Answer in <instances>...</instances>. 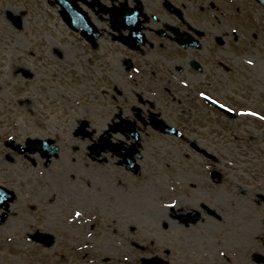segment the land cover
Here are the masks:
<instances>
[{
	"label": "flooded vegetation",
	"instance_id": "obj_1",
	"mask_svg": "<svg viewBox=\"0 0 264 264\" xmlns=\"http://www.w3.org/2000/svg\"><path fill=\"white\" fill-rule=\"evenodd\" d=\"M72 1L82 12V28L76 31L65 26L85 46L80 78L85 94L91 93L94 100L87 105L79 101L81 110L72 122L68 144L59 130L54 132L52 143L57 152L53 149L51 163L56 186L51 196L56 198L57 208L60 204L78 206L74 208L81 215L78 223L93 228L106 213L107 164H113L117 173L112 178L115 185L124 186L115 189V200L132 211L136 180L146 173L148 159L166 155L170 143L173 147L178 143L175 147L184 159L204 157L216 163L218 159L201 149L203 141L212 143L214 139L203 138V131H214V122L225 128L244 113L264 116V27L259 24L264 7L259 0ZM58 8L61 21L62 9ZM202 122L205 125H200ZM9 143L5 142L6 147L19 153L16 147L20 145ZM152 146L158 150L153 152ZM41 153H35L41 158L40 167L48 168L47 154ZM18 155L36 168L35 159ZM207 177L214 184L224 178L215 167ZM0 188L15 192L11 203L0 198L1 231L18 193L5 185L3 176ZM259 199L263 202H257L263 206L262 218L259 211L256 220H249L258 222L261 232L251 240L250 252L233 250V261L228 255L220 259L215 252L206 254L194 248L179 252V264H264V196ZM202 207L210 218L221 221L218 214ZM91 210L96 212L89 215ZM116 211H121L116 222L126 223L124 227L138 222L128 211L129 220H125L126 211L118 205ZM196 216L198 219L191 221ZM202 218L203 214L196 212L177 219L187 229ZM32 236L28 239L36 243ZM174 254L164 252L167 258ZM164 261L171 264L170 259Z\"/></svg>",
	"mask_w": 264,
	"mask_h": 264
},
{
	"label": "rangeland",
	"instance_id": "obj_2",
	"mask_svg": "<svg viewBox=\"0 0 264 264\" xmlns=\"http://www.w3.org/2000/svg\"><path fill=\"white\" fill-rule=\"evenodd\" d=\"M53 1L0 0V173H4L0 178L18 193L0 231V264H140L152 257L179 264L180 251L215 252L216 257L228 255L233 261V250L250 252L251 240L261 232L258 222L250 220H256L259 211L262 218L263 206L257 202L264 196V116L244 113L225 128L214 122V131H203V138L214 139L203 141L201 149L214 155L216 163L204 157L184 159L175 147L178 143L174 147L170 143L166 155L148 159L146 173L136 180L132 211L115 200V189L124 186L115 185L112 178L117 173L113 164H107L106 213L93 228L78 223L81 215L74 209L78 206L62 207L60 200L61 208L55 205L53 161L43 168L38 154L27 153L36 160L35 168L6 147L9 139L22 147L29 138L53 140L58 130L67 143L81 110L79 101L87 105L94 100L81 84L85 46L60 21ZM260 10L259 24L264 27V10ZM10 15L21 17V28ZM22 70L33 78H25ZM8 158L14 162H7ZM195 165L197 169L191 171ZM210 166L223 174L221 182L206 179ZM117 205L126 211L125 220L132 212L138 222L129 227L116 222L121 219ZM202 205L221 221L210 218ZM196 212L203 214L199 224L186 229L179 223V215ZM35 231L53 235V245L33 243L28 236ZM166 251L175 254L167 258Z\"/></svg>",
	"mask_w": 264,
	"mask_h": 264
},
{
	"label": "water",
	"instance_id": "obj_3",
	"mask_svg": "<svg viewBox=\"0 0 264 264\" xmlns=\"http://www.w3.org/2000/svg\"><path fill=\"white\" fill-rule=\"evenodd\" d=\"M60 6L63 8V12H62V18L63 20L69 24L70 26H72L73 28H75V30H79L82 28V12H78V10H76V4H74L75 2L72 0H56ZM263 3L264 1L261 0ZM10 19L11 22L17 27V28H21L22 26V19L21 17H15L13 15H10ZM24 76L27 78H32L33 74L30 73L27 70H23L22 71ZM12 142L9 143V145H11ZM28 146H29V151L33 152L35 149L41 151V154H47L46 156L48 157V161L47 164L50 163L51 157H53V149H54V154L57 152V148L53 147V143L52 141H48L44 142V141H40V140H29L28 141ZM17 150L21 151L20 148H17ZM22 152V151H21ZM24 153V152H22ZM4 190L0 189V194H2ZM8 192V191H6ZM6 197L5 195H0L1 197ZM13 193L9 192V197L6 198V202L7 201H12L13 200ZM197 218H194L193 221H195ZM41 242H43L45 245H50L52 243V239L51 237L48 236H42L41 238ZM143 264H165L164 262H162L159 259H152V260H147L144 259L143 260Z\"/></svg>",
	"mask_w": 264,
	"mask_h": 264
},
{
	"label": "bare ground",
	"instance_id": "obj_4",
	"mask_svg": "<svg viewBox=\"0 0 264 264\" xmlns=\"http://www.w3.org/2000/svg\"><path fill=\"white\" fill-rule=\"evenodd\" d=\"M215 221H216V220H215ZM215 221H213V222H215ZM213 222H212V223H213ZM216 222H217V221H216ZM216 222H215V223H216Z\"/></svg>",
	"mask_w": 264,
	"mask_h": 264
},
{
	"label": "snow or ice",
	"instance_id": "obj_5",
	"mask_svg": "<svg viewBox=\"0 0 264 264\" xmlns=\"http://www.w3.org/2000/svg\"><path fill=\"white\" fill-rule=\"evenodd\" d=\"M77 215H79V213H77Z\"/></svg>",
	"mask_w": 264,
	"mask_h": 264
}]
</instances>
